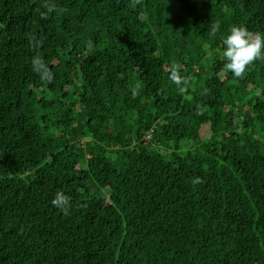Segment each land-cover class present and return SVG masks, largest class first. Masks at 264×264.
<instances>
[{
  "label": "trees",
  "instance_id": "16d2710c",
  "mask_svg": "<svg viewBox=\"0 0 264 264\" xmlns=\"http://www.w3.org/2000/svg\"><path fill=\"white\" fill-rule=\"evenodd\" d=\"M54 2L0 0V264H264V0Z\"/></svg>",
  "mask_w": 264,
  "mask_h": 264
},
{
  "label": "clouds",
  "instance_id": "9594fccd",
  "mask_svg": "<svg viewBox=\"0 0 264 264\" xmlns=\"http://www.w3.org/2000/svg\"><path fill=\"white\" fill-rule=\"evenodd\" d=\"M42 10L39 11L41 20H46L54 13L56 4L54 0H42ZM218 31V25H213L211 34L215 35ZM29 43L34 47H39V41L36 36H28ZM223 44V58L225 67L231 71L234 76L242 77L245 75L246 68L255 60L264 56V32L252 33L247 27L243 25H233L228 34L222 40ZM33 70L38 74L42 81L52 83L54 74L49 69L44 60L36 55L32 61ZM169 79L176 85L181 86L180 91H183L184 78H182L176 70H172ZM199 177L192 180V183H201ZM51 204L67 215L71 209V202L69 197L63 191H57L51 200Z\"/></svg>",
  "mask_w": 264,
  "mask_h": 264
}]
</instances>
